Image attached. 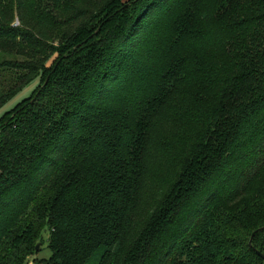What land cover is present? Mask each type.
I'll return each mask as SVG.
<instances>
[{
    "label": "trees",
    "instance_id": "16d2710c",
    "mask_svg": "<svg viewBox=\"0 0 264 264\" xmlns=\"http://www.w3.org/2000/svg\"><path fill=\"white\" fill-rule=\"evenodd\" d=\"M36 77L0 264H264V0H0V107Z\"/></svg>",
    "mask_w": 264,
    "mask_h": 264
},
{
    "label": "rangeland",
    "instance_id": "374dc122",
    "mask_svg": "<svg viewBox=\"0 0 264 264\" xmlns=\"http://www.w3.org/2000/svg\"><path fill=\"white\" fill-rule=\"evenodd\" d=\"M54 59L55 58H53L47 64V67H50L52 65V63L54 62ZM43 81L44 80L42 77V83ZM39 84H40V77L34 78L24 89L19 91L17 94L11 97L3 106L0 107V118L3 117L0 121V126L15 116L14 112L5 115L6 113L13 110L15 107H17L19 104L24 102L26 99L32 100V95L37 90V88H39L38 87ZM48 239H50L49 231H46L44 233V237L41 239L42 241V243L40 244L41 249L39 251H36L35 254L32 255V257L28 261V264H47L48 263V259L51 254Z\"/></svg>",
    "mask_w": 264,
    "mask_h": 264
},
{
    "label": "water",
    "instance_id": "95a60500",
    "mask_svg": "<svg viewBox=\"0 0 264 264\" xmlns=\"http://www.w3.org/2000/svg\"><path fill=\"white\" fill-rule=\"evenodd\" d=\"M59 64V63H58ZM57 64V65H58ZM47 82H48V79H47V81H46V83L45 84H47ZM264 231V227H261V228H259L258 230H256V232H254L253 234H252V236H251V240H250V244H252V241H253V238H254V236L257 234V233H259V232H263ZM41 243H38L37 244V246H36V251H39L40 249H41V245H40ZM256 252H257V254L260 256V257H262V258H264V254L262 253V252H260V251H258V250H256Z\"/></svg>",
    "mask_w": 264,
    "mask_h": 264
}]
</instances>
